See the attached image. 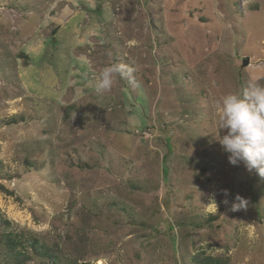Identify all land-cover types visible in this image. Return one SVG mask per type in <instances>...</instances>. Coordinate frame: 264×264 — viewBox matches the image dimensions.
Returning <instances> with one entry per match:
<instances>
[{
	"label": "rangeland",
	"instance_id": "1",
	"mask_svg": "<svg viewBox=\"0 0 264 264\" xmlns=\"http://www.w3.org/2000/svg\"><path fill=\"white\" fill-rule=\"evenodd\" d=\"M114 64L139 87L97 94ZM249 82L264 0H0V212L60 264H264V178L214 133Z\"/></svg>",
	"mask_w": 264,
	"mask_h": 264
},
{
	"label": "clouds",
	"instance_id": "2",
	"mask_svg": "<svg viewBox=\"0 0 264 264\" xmlns=\"http://www.w3.org/2000/svg\"><path fill=\"white\" fill-rule=\"evenodd\" d=\"M136 71L123 64L105 67L94 81V90L97 94L110 91L117 77L139 87ZM214 133L231 165L243 163L249 173L255 171L264 178V85L249 82L240 93L220 96L216 101ZM237 199L240 203L234 209L245 208L247 201L239 196Z\"/></svg>",
	"mask_w": 264,
	"mask_h": 264
},
{
	"label": "trees",
	"instance_id": "3",
	"mask_svg": "<svg viewBox=\"0 0 264 264\" xmlns=\"http://www.w3.org/2000/svg\"><path fill=\"white\" fill-rule=\"evenodd\" d=\"M9 122H15L13 118ZM166 146L171 150L169 136H166ZM164 138V140H165ZM0 189L4 187L0 184ZM115 205V202H111ZM120 209L125 210L128 216L131 212L124 206ZM218 218V214H209L205 222ZM171 228V227H170ZM32 259L43 260V264H60L55 248L41 242L36 236L16 231L11 222L0 212V261L3 264H27ZM189 264H230L228 256L213 255L207 253L204 249L199 248L189 256ZM82 264V263H81Z\"/></svg>",
	"mask_w": 264,
	"mask_h": 264
},
{
	"label": "water",
	"instance_id": "4",
	"mask_svg": "<svg viewBox=\"0 0 264 264\" xmlns=\"http://www.w3.org/2000/svg\"><path fill=\"white\" fill-rule=\"evenodd\" d=\"M245 63H246V61H245Z\"/></svg>",
	"mask_w": 264,
	"mask_h": 264
}]
</instances>
